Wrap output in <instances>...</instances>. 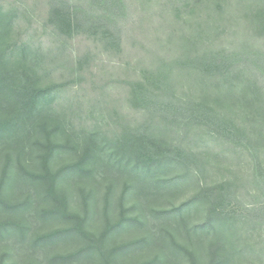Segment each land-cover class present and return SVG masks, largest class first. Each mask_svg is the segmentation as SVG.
<instances>
[{
  "label": "rangeland",
  "instance_id": "rangeland-1",
  "mask_svg": "<svg viewBox=\"0 0 264 264\" xmlns=\"http://www.w3.org/2000/svg\"><path fill=\"white\" fill-rule=\"evenodd\" d=\"M8 8L0 10V22L22 17L28 49L4 56L0 65V264H189L191 256L208 261L225 254L233 264H247V254L239 251L238 229L217 225V217L206 218L211 188L227 175L238 181L244 176L236 193L229 190L228 209L255 219L264 235V211L248 210L251 204H264V141L255 154L246 142L226 139L215 146L197 141L189 146V159L195 155L208 159L207 164L185 160L173 167L178 170L174 180H166L171 173L141 177L137 160L117 164L95 156L75 165L92 134L99 143L114 134L118 117L133 121L128 106H122L125 88L116 83L102 90L99 83L122 78L117 65L124 67L138 53L129 48L114 57L100 50L102 63L82 70L93 77V90H63L30 103L34 88L71 78V58L76 61L86 48L72 43L66 51L53 43L43 24L45 13L35 17L29 8L17 16ZM74 111L82 117L72 116ZM250 118L249 124L264 136V119ZM49 132L56 147L44 171ZM47 170L56 174L52 190L48 177L40 176ZM125 185L129 189L122 196Z\"/></svg>",
  "mask_w": 264,
  "mask_h": 264
},
{
  "label": "trees",
  "instance_id": "trees-1",
  "mask_svg": "<svg viewBox=\"0 0 264 264\" xmlns=\"http://www.w3.org/2000/svg\"><path fill=\"white\" fill-rule=\"evenodd\" d=\"M6 6L15 9L12 13L17 16L26 15L29 8L35 17L45 13V30L66 51L72 43L86 48L76 61L71 58V78L34 88L30 103L40 96L54 98L63 90L69 94L86 86L93 90V77L84 76L82 70L102 63L100 50L114 57L129 48L138 53L124 67L117 65L122 78L99 83L102 90L117 84L125 88L122 106H128L133 121L118 117L114 134L99 143L92 134L75 165H84L95 156L117 164L137 160L134 166L141 177L152 180L157 173H171L166 180H174L178 170L173 167L184 165L185 160L190 165L207 164L208 159L195 155L189 159V146L197 141L215 146L226 139L233 144L246 142L252 147L250 154L260 149L258 142L264 136L249 122L251 116L264 119V0H0V10ZM21 20L0 22L1 66L4 56L28 49L24 39L28 26ZM125 22L128 28H124ZM70 114L82 117L77 111ZM52 128L57 129L58 124ZM46 135L44 171L56 147L50 132ZM47 173L40 176L48 177L52 190L56 174ZM225 177L217 188H211L214 195L206 221L217 217V225L238 229L239 251L247 254V264H264V235L258 222L228 209L229 190L236 193L245 177L239 181ZM3 182L1 178L0 185ZM128 189L125 185L122 196ZM251 205L250 213L264 211L262 202ZM199 257L191 256L189 264H233L226 254L208 261Z\"/></svg>",
  "mask_w": 264,
  "mask_h": 264
}]
</instances>
